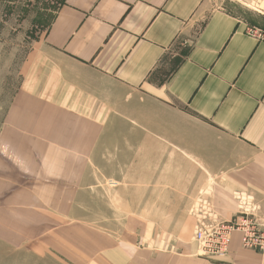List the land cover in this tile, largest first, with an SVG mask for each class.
<instances>
[{
	"label": "rangeland",
	"instance_id": "obj_1",
	"mask_svg": "<svg viewBox=\"0 0 264 264\" xmlns=\"http://www.w3.org/2000/svg\"><path fill=\"white\" fill-rule=\"evenodd\" d=\"M64 1L0 0V264H111L106 253L118 246L143 264L148 254L139 252H177L190 241L208 257L197 217L213 210L220 223L240 219L222 221L208 192L181 191L192 162L188 177H176L179 151L141 101L83 73L66 78L63 62L39 51ZM211 4L264 17V0ZM38 84L46 95L32 97Z\"/></svg>",
	"mask_w": 264,
	"mask_h": 264
},
{
	"label": "crops",
	"instance_id": "obj_2",
	"mask_svg": "<svg viewBox=\"0 0 264 264\" xmlns=\"http://www.w3.org/2000/svg\"><path fill=\"white\" fill-rule=\"evenodd\" d=\"M251 28L264 30V17L241 19L211 0H65L37 45L63 62L66 78L83 73L157 116L167 130L161 139L183 161L176 177H188L192 162L181 191L210 193L224 222L238 216L264 227V40ZM46 89L32 85L31 96ZM29 91L23 85L21 100ZM242 238L233 233L223 259L200 256L191 241L177 252L139 253L148 254L143 264H264V251L245 249ZM106 258L141 264L119 246Z\"/></svg>",
	"mask_w": 264,
	"mask_h": 264
},
{
	"label": "built area",
	"instance_id": "obj_3",
	"mask_svg": "<svg viewBox=\"0 0 264 264\" xmlns=\"http://www.w3.org/2000/svg\"><path fill=\"white\" fill-rule=\"evenodd\" d=\"M248 31L251 35L264 40V32L256 28ZM256 225L259 224L252 220L220 223L213 210H208L204 215L197 217L195 238L201 244V250L205 251L208 257L223 259L229 254L232 234L236 230H242L243 247L262 252L264 251V230L260 232ZM198 235L199 238H197Z\"/></svg>",
	"mask_w": 264,
	"mask_h": 264
}]
</instances>
